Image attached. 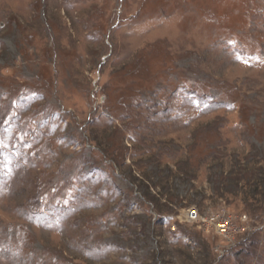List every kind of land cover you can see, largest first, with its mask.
Returning <instances> with one entry per match:
<instances>
[{
    "label": "rangeland",
    "instance_id": "obj_1",
    "mask_svg": "<svg viewBox=\"0 0 264 264\" xmlns=\"http://www.w3.org/2000/svg\"><path fill=\"white\" fill-rule=\"evenodd\" d=\"M261 168L264 0H0V264H264Z\"/></svg>",
    "mask_w": 264,
    "mask_h": 264
},
{
    "label": "built area",
    "instance_id": "obj_2",
    "mask_svg": "<svg viewBox=\"0 0 264 264\" xmlns=\"http://www.w3.org/2000/svg\"><path fill=\"white\" fill-rule=\"evenodd\" d=\"M244 218L247 219V216L244 215L241 220ZM184 220L192 224H203L212 230L216 235L232 240L233 237L237 236L242 228L236 225L235 218L231 215L225 214H212L209 216L202 215L199 210L195 207L189 208L185 213ZM227 240V241H228ZM239 242V240H238ZM237 240L232 243V246L238 244ZM221 253H224L225 250H220Z\"/></svg>",
    "mask_w": 264,
    "mask_h": 264
},
{
    "label": "trees",
    "instance_id": "obj_3",
    "mask_svg": "<svg viewBox=\"0 0 264 264\" xmlns=\"http://www.w3.org/2000/svg\"><path fill=\"white\" fill-rule=\"evenodd\" d=\"M256 173L257 174L253 173L250 174L251 176L245 177L241 175L240 171L238 172L240 178H236L243 179L245 184L250 188V190L246 192L245 196L246 199H251L252 203L259 200V198L264 197V171L263 169H257Z\"/></svg>",
    "mask_w": 264,
    "mask_h": 264
}]
</instances>
